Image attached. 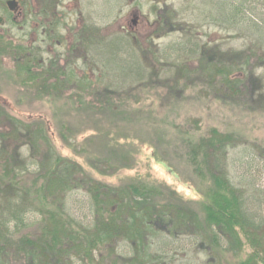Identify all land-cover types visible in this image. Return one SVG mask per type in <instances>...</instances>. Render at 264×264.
Segmentation results:
<instances>
[{
    "label": "trees",
    "instance_id": "1",
    "mask_svg": "<svg viewBox=\"0 0 264 264\" xmlns=\"http://www.w3.org/2000/svg\"><path fill=\"white\" fill-rule=\"evenodd\" d=\"M8 1L0 0V11H7L9 19L6 20L15 25L17 22L7 7ZM254 2L264 6V0ZM171 14L167 10L169 24L175 21ZM259 16H263L262 13ZM42 18L45 32L48 33L49 27L59 29L60 23L49 22L48 8L44 7ZM0 25H6V21ZM256 26L254 24L253 28L264 37V28ZM83 34L77 40L85 45L90 32L85 29ZM118 36L121 37L120 50L114 53L120 57V64L110 66L111 63L103 59L105 72L119 71L120 77L115 76L125 80L126 85L144 82L145 73L136 55L128 48L126 38ZM191 42L182 48L180 45L171 47L170 55H181L183 48L192 47ZM43 53L41 47L17 43L0 31V59L10 57L14 61L15 78L25 87L37 90L40 97L97 89L87 72L80 73L73 64L68 66L71 59L67 64H60L61 57L46 59ZM204 54L202 52V57ZM217 55L212 65L199 69L185 60L180 65H168L167 70L164 67L161 74H154L179 70L180 74H199L204 84L205 79L216 77L215 89H220L216 93H223V102L241 103L249 52L236 54L232 60L228 57L229 60L215 62ZM146 85L139 89L147 90ZM135 92L136 88L114 91L115 101L122 103L115 107V117L129 122L141 120L130 115L126 107L128 101L138 99L131 95ZM89 109L99 111L93 115L107 114L101 113L93 103L85 110ZM43 124L34 119H16L0 106V168L5 169L0 176V264H203L194 262V254H207L206 264H218L224 253L237 261L234 264H264V149L243 147L241 154L234 157L242 146L236 136L211 129L207 137L198 140L189 137L185 141L184 156L196 177L197 186L193 192L198 198L197 203H190L176 197L166 185L133 180L116 185L105 181L121 170L133 169L138 163L132 157L137 155L134 146L126 149L119 145L120 140H128L127 136L115 139L114 133L106 134L112 138L111 148L127 150L124 157L110 162L92 153L93 140H98L102 133L94 132L89 140H79V133L74 134L61 122V138L68 150L78 154L83 166L58 154ZM44 147L47 153L43 158ZM22 148L34 154H21ZM252 169L259 176L256 188L249 182ZM240 170L246 172L238 177ZM27 175L37 179L41 176V184H35L40 199H34L32 191L22 186L21 181ZM79 195L83 198L80 210L86 213L82 221L68 210L69 205L73 208L80 204ZM35 214H47V218L36 221ZM33 230L36 233H31ZM197 248L198 253H194Z\"/></svg>",
    "mask_w": 264,
    "mask_h": 264
},
{
    "label": "rangeland",
    "instance_id": "2",
    "mask_svg": "<svg viewBox=\"0 0 264 264\" xmlns=\"http://www.w3.org/2000/svg\"><path fill=\"white\" fill-rule=\"evenodd\" d=\"M18 2L22 15L15 25L6 20L9 19L7 11H0V17L6 21V25H0V31L17 43L41 47L46 59L61 57L60 64L71 59L68 66L73 64L80 73L87 72L96 84L94 92L86 89L76 93L69 91L63 96L40 97L37 90L25 87L15 78L14 61L10 57L0 59V106L16 119L43 121V126L48 129L47 135L62 158L76 160L84 166L78 154L68 150L67 143L61 138V122L74 134L79 133V140H89L94 132L102 133L98 140H93L92 153L110 162L124 157L127 150L111 148L112 138L106 134L114 133L115 139L125 135L128 140H120L119 145L126 149L134 146L137 155L132 157L138 163L131 170L120 169L105 181L116 185L132 180L166 185L176 197L197 203V195L193 192L197 180L184 156L185 141L189 137H195L194 140L207 137L211 129L236 136L242 146L233 154L234 157L241 154L243 147L264 149V37L263 33L258 34L260 31L253 28L254 24L264 28L263 5L254 0H60L57 8L60 15L56 16L53 0ZM44 7L48 8L49 22L55 25L60 23L59 29L49 27L48 33L45 32L42 18ZM167 10L172 12L175 20L172 24L167 21ZM259 13L263 16H259ZM84 25L90 32L85 45L77 40L81 36L77 30ZM53 31L59 33L58 37L52 35ZM118 35L126 38L128 48L136 55L141 71L145 73L144 82L126 85L125 80L118 79L119 71L111 74L105 72L104 61L111 63L110 66L118 67L120 64V57L114 53L120 50L121 37ZM105 40L109 42L105 44ZM190 40L192 47L183 48L179 56L175 53L170 55L171 47L180 45L179 48H182ZM69 46L72 48L70 51L67 50ZM202 52L205 53L203 57ZM248 52L250 62L244 73V99L232 106L223 102V93H216V90H220L215 89L216 77L205 79L204 84L199 74H180L179 70L154 74H161L164 67L167 70L168 65H180L185 60L199 69L212 65L210 63L217 54L220 56L217 55L215 62L232 60L236 54L247 55ZM209 81L210 84H207ZM142 85L148 86V89H139ZM130 88H136L131 95L138 99H131L126 107L130 115L141 118L139 122L122 121L113 114L115 107L122 106V103L115 101L114 91ZM107 90L110 93L106 95ZM91 103L99 107L101 113L107 114L97 116L93 115L99 113L97 109L85 110ZM20 153L34 154L23 148ZM46 153L47 148L44 147L41 157L44 158ZM4 171V168H0L1 177ZM245 172L240 170L238 177ZM257 173L252 169L249 177L254 188L259 184ZM251 176L254 178L250 179ZM21 182L22 186L32 191L34 199H40L38 186L42 182L41 176L37 179L27 175ZM35 184L38 185L37 189ZM199 186L203 187L201 184ZM78 200L80 204L73 208L69 205L68 210L82 221L86 213L80 210L81 195ZM42 201L46 203V200ZM46 216L35 214L34 220L41 221ZM31 233L36 232L33 230ZM193 252L198 253V248ZM206 256L194 254V262L206 264ZM219 260L218 264L237 262L227 253L221 254Z\"/></svg>",
    "mask_w": 264,
    "mask_h": 264
},
{
    "label": "flooded vegetation",
    "instance_id": "3",
    "mask_svg": "<svg viewBox=\"0 0 264 264\" xmlns=\"http://www.w3.org/2000/svg\"><path fill=\"white\" fill-rule=\"evenodd\" d=\"M18 1V0H17ZM19 3V2H18ZM59 3H60V0H53V6H54V13H55V15L57 16H59L60 15V12L57 10V8H58V6H59ZM19 10L21 11V9H20V5H19ZM13 16H14V20H16V22L18 21L17 19L19 18V17H21V15H22V12H21V15L20 16H17V14L15 15V13H11ZM3 22H4V20H3ZM134 23H136V21H134ZM137 24V23H136ZM86 29V27H85V25L83 26V28L82 29H80V30H77L78 31V33L81 35V38H82V35H84L83 34V31ZM57 34V35H56ZM52 35L53 36H55V37H58V35H59V33H56L55 31L54 32H52ZM57 44H60V42L59 43H57ZM72 48H71V46H69V48L67 49L68 51H70ZM62 60V59H61ZM64 63L65 64H67L68 63V60L67 61H64Z\"/></svg>",
    "mask_w": 264,
    "mask_h": 264
},
{
    "label": "water",
    "instance_id": "4",
    "mask_svg": "<svg viewBox=\"0 0 264 264\" xmlns=\"http://www.w3.org/2000/svg\"><path fill=\"white\" fill-rule=\"evenodd\" d=\"M7 7L10 12L17 13V16L21 15V12L19 11V3L16 0L8 1ZM3 22V19L0 17V23Z\"/></svg>",
    "mask_w": 264,
    "mask_h": 264
}]
</instances>
